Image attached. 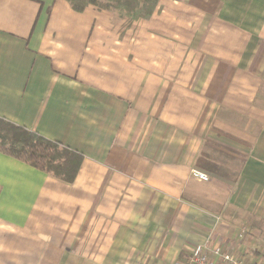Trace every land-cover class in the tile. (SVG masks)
<instances>
[{"label": "crops", "instance_id": "0c3cea01", "mask_svg": "<svg viewBox=\"0 0 264 264\" xmlns=\"http://www.w3.org/2000/svg\"><path fill=\"white\" fill-rule=\"evenodd\" d=\"M0 118L83 157L0 151V264H264V0H0Z\"/></svg>", "mask_w": 264, "mask_h": 264}, {"label": "trees", "instance_id": "16d2710c", "mask_svg": "<svg viewBox=\"0 0 264 264\" xmlns=\"http://www.w3.org/2000/svg\"><path fill=\"white\" fill-rule=\"evenodd\" d=\"M73 9L81 11L97 0H68ZM141 1L156 0H106V5L116 4L132 12ZM0 151L23 161L34 168L50 173L64 181L72 182L82 162V155L57 141L37 132L0 118Z\"/></svg>", "mask_w": 264, "mask_h": 264}, {"label": "built area", "instance_id": "2783aa9c", "mask_svg": "<svg viewBox=\"0 0 264 264\" xmlns=\"http://www.w3.org/2000/svg\"><path fill=\"white\" fill-rule=\"evenodd\" d=\"M191 175L199 181L210 180L209 175L196 167L191 168ZM241 238L242 233H236L233 238ZM175 264H257L244 254L234 249L223 248L220 245L196 244L187 254L178 259Z\"/></svg>", "mask_w": 264, "mask_h": 264}]
</instances>
